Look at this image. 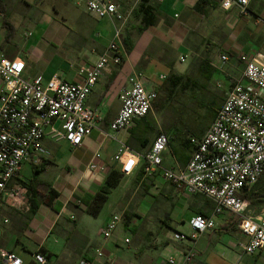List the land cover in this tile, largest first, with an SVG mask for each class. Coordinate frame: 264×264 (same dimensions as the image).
<instances>
[{"label":"crops","instance_id":"0c3cea01","mask_svg":"<svg viewBox=\"0 0 264 264\" xmlns=\"http://www.w3.org/2000/svg\"><path fill=\"white\" fill-rule=\"evenodd\" d=\"M22 1L26 6L32 2L43 3L42 0ZM47 1L56 15L72 16L75 22L80 20L77 26L78 35L82 37L80 44L88 41L86 36L90 35L92 40L84 43L90 53L77 54L61 68L54 65L57 57L50 51L57 48L55 43L26 47L23 57L6 52L5 35L0 42V55L12 60L23 59L25 77L43 76L49 81L58 74L67 81L81 82L79 67L96 63L118 28L122 45L123 37L129 36L133 50L126 54L124 49L125 59L121 65L109 64L90 94L87 104L96 111L97 121L83 146L74 149L69 143L55 141L47 135L43 140L47 155L41 163L24 165L20 179L28 192L29 188L35 191L37 212L29 218L30 202L26 211L13 208L5 201L3 218H0V249L14 252L24 264H39L34 260L36 254H42L46 264H80L82 261L169 264L170 258L184 261L187 253L193 255L191 264H264V249L255 255L245 253L243 246L248 240L238 229L237 217L230 212L216 216V227L200 235L195 242L176 241L175 234L183 233L180 227L197 215L212 217L215 204L207 197L192 196L184 188H177L163 178L161 170L146 174L143 159L133 173L124 176L120 185L112 190L98 217L88 213L93 198L105 186L110 170L119 168L114 157L121 145L145 155L158 135L165 133L170 143L163 154V169L176 173L186 170L194 149L190 139L202 138L227 94L237 83L246 84L241 57L264 55V0H249L245 15L236 8L223 10L216 0H151L158 21L143 32H140L141 20L134 14L139 4L125 24L92 17L97 22L94 27L88 26L91 16L82 0H72L75 9L71 8L70 0ZM116 1L126 13L134 3V0ZM13 2L15 0H0V25L5 26L7 21L15 31L10 20L16 17L9 15L10 10L15 11ZM37 11L49 14L42 7ZM80 44L76 49H83ZM223 55L228 57L226 63L221 61ZM135 75L159 99L153 111L135 120L130 130L114 132L110 125L121 109L120 95ZM160 94H175V98L169 101ZM192 94L203 101L197 106L189 104ZM191 114L196 115L197 120L188 122L187 116ZM201 118L206 119L204 123L199 122ZM97 154L101 155L97 162L104 171L89 169ZM25 168L30 172L28 178L23 175ZM248 193L253 195L245 213L258 219L264 213V173L255 187L242 190L239 195L244 199ZM116 215L121 217V223L113 236L105 240L100 230ZM98 251H103L104 257L97 258Z\"/></svg>","mask_w":264,"mask_h":264},{"label":"built area","instance_id":"2783aa9c","mask_svg":"<svg viewBox=\"0 0 264 264\" xmlns=\"http://www.w3.org/2000/svg\"><path fill=\"white\" fill-rule=\"evenodd\" d=\"M86 12L94 19L111 20L125 24L141 0H134L129 13L116 0H82ZM229 11L236 8L241 15L247 13L249 0H216ZM124 58L121 29H116L114 39L94 64L79 67L81 82H71L60 75L49 81L43 76L25 77L23 59H9L0 55V218L4 202L16 209L29 211L28 188L20 179L25 164L38 165L47 152L43 146L45 136L55 141H65L72 148L83 146L96 128L97 113L87 100L109 64L119 66ZM226 63L228 57L223 55ZM243 78L246 84L237 83L227 94L214 122L202 138H191L193 154L185 171L176 173L163 169V154L170 138L160 133L151 149L141 155L129 146L121 145L114 157L124 176L131 175L144 160V171L152 174L161 170L166 181L184 188L189 195H201L215 204L212 217L197 215L189 221V232L177 233L178 242H195L200 235L216 227L214 218L230 212L238 219V229L247 238L243 246L248 255L264 249V213L255 219L245 213L250 200L240 197V192L255 186L264 173V55L242 56ZM158 95L148 91L139 76L129 80V87L120 95L121 109L110 125L114 132L130 130L134 121L149 115ZM96 155L90 171H104ZM8 223V220H5ZM121 217L116 215L100 230L108 240L116 232ZM97 258L104 257L103 251ZM192 253L184 261L175 258L169 264H191ZM3 264H24L14 252L0 249ZM39 264L47 261L42 254L34 255ZM80 264H91L82 261Z\"/></svg>","mask_w":264,"mask_h":264},{"label":"rangeland","instance_id":"374dc122","mask_svg":"<svg viewBox=\"0 0 264 264\" xmlns=\"http://www.w3.org/2000/svg\"><path fill=\"white\" fill-rule=\"evenodd\" d=\"M42 1L43 3L32 2L30 6L24 5L22 0H15V2H13L15 11L13 12L10 10L9 15H14L16 17L10 20L15 26V31L12 37L8 40L6 52H14L16 55H21L24 57L25 55L23 51L26 50V47L35 48L37 46L44 45V43H55L57 48H50V51L55 53L57 57L56 61H54V65H59L61 68L66 67L65 62H68L66 60L76 57V55L79 53H86L89 55V47L87 49L84 43H89V40L92 39H90V35H87L86 37L88 41L83 40V42L80 44L82 37L78 35L77 28L79 25L78 22L80 20L75 22L76 20L72 16L70 18H65L61 15H56L55 12H53V7L49 4V2L47 0ZM74 3L72 0H70V6L72 9H75V7H73ZM41 7L44 9V11L49 13L47 14L48 17L37 11ZM80 10L84 11V8L81 7ZM49 18L52 19L50 20ZM88 22V26H97V22L92 17H88ZM85 27H87V25ZM8 34L9 31L7 27L0 25V42L3 41L5 35ZM61 34L64 38H62ZM73 42H75L77 45H74ZM79 44L81 48L83 47V52V49H76L75 46H79ZM91 57L93 60H96L94 56ZM189 100V104H194L197 106L198 103L203 101V98L196 96V94H192ZM187 117L188 122H192L194 119L197 120L196 115L191 114ZM205 120L201 118L199 122L204 123ZM23 175L25 178H28L30 172H28L25 168ZM180 230H182L184 234L188 233L189 222H187L186 226L182 228L180 227Z\"/></svg>","mask_w":264,"mask_h":264},{"label":"trees","instance_id":"16d2710c","mask_svg":"<svg viewBox=\"0 0 264 264\" xmlns=\"http://www.w3.org/2000/svg\"><path fill=\"white\" fill-rule=\"evenodd\" d=\"M134 14L135 16H137V18L141 20L140 32H143L149 27L154 26L158 21V14L156 13V8L151 3V0H141ZM5 27H7L9 31V34L7 35V40H9L12 37L14 29L13 26L7 23V21L5 22ZM123 46L126 54H130L132 52L133 44L129 36L123 37ZM124 59L125 58H123V62ZM160 95H162L166 100L169 101H172L175 98V94H160ZM123 177L124 175L121 173L119 168H114L110 170L106 179L105 186L101 188V190L93 198L92 203L88 207V213L90 215H92L93 217H98L101 214L103 208L105 207L108 201L110 193L112 192L113 189L117 188L120 185ZM244 190H248V189H244ZM252 195H253L252 193H248L246 196H244V199L251 200ZM35 196H36L35 191L32 188H29V197H30L29 202L31 206L29 212V218L34 217V215L37 212V206L35 205V200H36ZM50 201H52L51 197H50Z\"/></svg>","mask_w":264,"mask_h":264}]
</instances>
